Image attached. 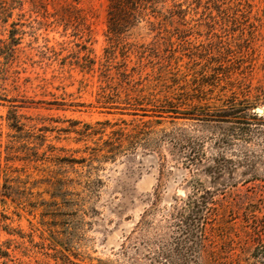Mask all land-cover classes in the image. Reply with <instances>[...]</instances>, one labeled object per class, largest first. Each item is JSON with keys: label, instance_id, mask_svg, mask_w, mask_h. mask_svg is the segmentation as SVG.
<instances>
[{"label": "rangeland", "instance_id": "374dc122", "mask_svg": "<svg viewBox=\"0 0 264 264\" xmlns=\"http://www.w3.org/2000/svg\"><path fill=\"white\" fill-rule=\"evenodd\" d=\"M247 1L238 16L203 0L168 21L110 18V0H0V183L17 187L23 200L4 209L25 233L15 257L60 264L65 245L72 264H150L172 199L211 187L203 153L225 157L226 219L264 204V0Z\"/></svg>", "mask_w": 264, "mask_h": 264}, {"label": "trees", "instance_id": "16d2710c", "mask_svg": "<svg viewBox=\"0 0 264 264\" xmlns=\"http://www.w3.org/2000/svg\"><path fill=\"white\" fill-rule=\"evenodd\" d=\"M227 1L224 6V0H205L204 10L209 15L216 13L223 17L238 16L243 13L239 7H243L245 3L250 5L247 0ZM202 2L203 0H190V2L188 0H110L108 14L110 18L113 17L116 20L126 16L130 20H148L153 17L173 21L183 18L189 13V9L197 12L196 9L202 7ZM115 15L120 17H115ZM173 45L171 39L166 43V47ZM130 52L134 53V51ZM124 55L128 57L129 53ZM126 57L123 60H127ZM120 74L124 76V79H128L130 76L127 73V68L120 71ZM177 107V105L168 103L167 111L177 114ZM249 107H245V109L247 110ZM233 110L236 114L244 109L236 107ZM236 122L241 121L237 120ZM14 127L21 130L19 125H14ZM238 129L245 132V127H238ZM187 142L191 143L189 140ZM203 155L204 157L196 159L197 162L194 164H200L204 173L209 176L211 187H207L202 181H196L191 185L192 190L184 198L174 197L172 199L170 202L171 211L168 215L171 230L163 236L150 240V244H154L155 247L150 264H264V204L257 201L256 203H247L242 209L243 222L238 225L231 222L237 218V214L239 216V213L233 209L229 214L230 219H226V212L231 207L228 208L226 204L218 202L217 199L219 194L226 195L227 188L232 185L223 179L228 168L222 162L225 157L218 153L211 159L212 163L210 164L202 163L203 160L208 159L205 158V153ZM226 160L231 167H234L235 163L232 159ZM16 190L17 187L9 184L7 179L0 183V206L2 207L0 210V232L14 236V238H6L0 242V258L4 260L5 264L9 262L23 264L19 257H15V252L22 242H16L15 239L24 238L25 233L19 226L11 225L13 217L6 214L4 209L7 207L8 200L16 206L23 200ZM64 198L63 196L62 200ZM52 201L54 202L53 199ZM51 204L49 201L48 205ZM15 214L19 216L18 213ZM51 238L56 241L55 235V239L53 236ZM61 248L58 250L60 257L55 259L61 260L60 264H72L70 253H67L69 248L65 245H62ZM52 249L56 248L52 247Z\"/></svg>", "mask_w": 264, "mask_h": 264}, {"label": "water", "instance_id": "95a60500", "mask_svg": "<svg viewBox=\"0 0 264 264\" xmlns=\"http://www.w3.org/2000/svg\"><path fill=\"white\" fill-rule=\"evenodd\" d=\"M255 112H257V113H263L264 112V109L261 108V107L256 106L255 107Z\"/></svg>", "mask_w": 264, "mask_h": 264}]
</instances>
